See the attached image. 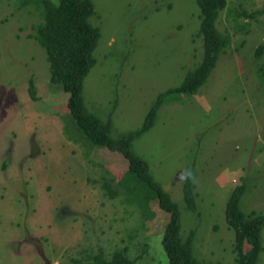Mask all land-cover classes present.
<instances>
[{"label":"rangeland","instance_id":"1","mask_svg":"<svg viewBox=\"0 0 264 264\" xmlns=\"http://www.w3.org/2000/svg\"><path fill=\"white\" fill-rule=\"evenodd\" d=\"M91 1L101 36L83 95L118 138L140 129L160 95L201 65V9L197 0ZM45 12L43 0H0V264H74L125 246L136 264H170L169 214L134 176L120 183L124 156L81 131L69 94L50 81L46 49L31 37ZM216 27L229 41L205 83L167 96L133 149L177 203L180 238L194 256L235 264L226 219L233 189L244 184L245 214L264 213V0H227ZM191 170L192 208L183 197Z\"/></svg>","mask_w":264,"mask_h":264},{"label":"trees","instance_id":"2","mask_svg":"<svg viewBox=\"0 0 264 264\" xmlns=\"http://www.w3.org/2000/svg\"><path fill=\"white\" fill-rule=\"evenodd\" d=\"M197 2L201 9V34L204 44V58L201 65L190 72L181 85L160 95L140 129L118 138L111 135L110 121H103L96 113L89 110L83 95L85 79L96 64L95 49L101 36L100 29L90 22V17L95 13L94 3L91 0H61L60 4L52 6L43 0L46 7L44 21L37 26L36 32L31 34V37L46 49L51 83L61 85L69 94L68 108L77 126L91 141L104 148L120 152L127 161L128 168L120 183H124L126 176H134L150 190L148 201L157 199L161 208L169 214L164 246L170 264L214 263L198 260L193 254L190 239L186 242L181 240L177 203L150 174L147 162L133 149V142L154 125L158 111L167 96L191 95L198 91L215 67L219 54L228 44L229 37L222 35L216 27L220 12L227 6V0H197ZM30 82L31 96L36 98L34 81L31 79ZM193 179L191 170L187 173L183 185L184 200L191 208L194 207ZM104 186L110 197L117 195L116 189L106 180ZM244 191V184H239L233 189L226 207V219L234 231L235 264H258L264 248L262 239L264 213L245 214L240 209ZM125 247L116 250L110 258L100 253L84 259L74 258L73 262L74 264H136V261L127 255V247Z\"/></svg>","mask_w":264,"mask_h":264}]
</instances>
